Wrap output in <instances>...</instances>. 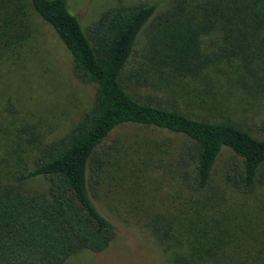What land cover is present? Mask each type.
I'll use <instances>...</instances> for the list:
<instances>
[{
    "label": "trees",
    "instance_id": "obj_1",
    "mask_svg": "<svg viewBox=\"0 0 264 264\" xmlns=\"http://www.w3.org/2000/svg\"><path fill=\"white\" fill-rule=\"evenodd\" d=\"M29 2L71 54L75 77L97 85L96 104L69 133L42 147L33 168L15 179L20 185L41 178L47 183L45 192L19 186L0 191V264H65L76 252L99 254L111 245L117 228L95 198L107 173L104 144L126 125L164 130L181 142L172 170L190 198H150L142 216L166 262L264 264L253 253L263 246L252 248L235 232L231 211H223L212 189L217 159L229 150L233 156L224 163V181L251 193L264 165V139L230 121L193 119L142 103L125 87L132 80L127 67L143 31H148L151 60L176 71L196 74L208 62L233 58L250 77L264 79V0L120 5L103 11L86 30L67 0ZM6 23H0V50L24 38L14 21ZM210 33L219 42L206 56L200 38Z\"/></svg>",
    "mask_w": 264,
    "mask_h": 264
},
{
    "label": "rangeland",
    "instance_id": "obj_2",
    "mask_svg": "<svg viewBox=\"0 0 264 264\" xmlns=\"http://www.w3.org/2000/svg\"><path fill=\"white\" fill-rule=\"evenodd\" d=\"M151 1L67 0V5L86 30L108 8ZM9 20L24 38L0 50V191L19 186L23 191L45 192L47 183L41 178L20 185L15 179L33 168L42 147L69 133L92 110L97 85L75 77L71 54L29 0H0V23L7 25ZM147 33L139 35L127 67L132 72L125 85L129 94L193 119L230 121L264 139V79L250 77L233 58L208 62L196 74L176 71L151 60ZM216 36L200 38L204 55L216 51ZM180 143L164 130L138 125L121 126L110 136L104 144L107 173L95 205L118 234L104 252L79 251L65 264H170L142 216L150 198L174 196L182 202L190 198L172 170ZM232 156L224 150L218 157L213 193L223 211H231L235 232L242 233L250 247L263 246L262 252L253 249L263 262L264 165L252 192L243 194L224 181V163Z\"/></svg>",
    "mask_w": 264,
    "mask_h": 264
}]
</instances>
